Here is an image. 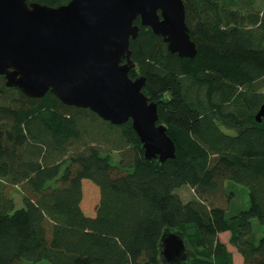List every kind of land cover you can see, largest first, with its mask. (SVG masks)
<instances>
[{
  "label": "trees",
  "instance_id": "16d2710c",
  "mask_svg": "<svg viewBox=\"0 0 264 264\" xmlns=\"http://www.w3.org/2000/svg\"><path fill=\"white\" fill-rule=\"evenodd\" d=\"M182 3L192 59L171 53L139 19L129 46V78H144L175 158L144 159L130 121L113 126L50 91L31 98L0 76V264H167L164 233L186 245L179 264H234L229 245L243 264H264V119L254 120L264 105V0ZM85 180L98 188L94 216L82 210ZM226 180L249 197L247 210L227 218L218 202ZM182 186L193 199L174 192Z\"/></svg>",
  "mask_w": 264,
  "mask_h": 264
},
{
  "label": "water",
  "instance_id": "95a60500",
  "mask_svg": "<svg viewBox=\"0 0 264 264\" xmlns=\"http://www.w3.org/2000/svg\"><path fill=\"white\" fill-rule=\"evenodd\" d=\"M30 0H0V76L31 98L50 91L67 106L87 109L111 125L130 121L144 159L175 158L173 141L158 124L157 106L142 93L144 78H129L130 41L151 29L167 49L192 59L197 50L182 0H70L51 8ZM254 120L264 119V105ZM167 264L186 260L181 238L164 233Z\"/></svg>",
  "mask_w": 264,
  "mask_h": 264
},
{
  "label": "rangeland",
  "instance_id": "374dc122",
  "mask_svg": "<svg viewBox=\"0 0 264 264\" xmlns=\"http://www.w3.org/2000/svg\"><path fill=\"white\" fill-rule=\"evenodd\" d=\"M225 133H228L230 135H233L234 133L225 130H223ZM113 160L117 161L118 156L117 153L112 154ZM82 194H83V203H82V210L84 215L86 216H94V207L98 196V188L95 187L92 183L85 180L82 181ZM224 193L222 197L218 200L220 205H222L225 209V217H231L235 214H237L241 210H247L249 206V197H248V189L238 183H234L232 181H225L224 182ZM90 188L92 190H90ZM87 189V190H86ZM89 189V190H88ZM95 191V192H94ZM181 200L183 201H189L194 198L195 192L194 190L190 189L187 186H182L179 189H176L174 191ZM97 193V194H96ZM231 194L232 196L230 197ZM11 197H13L14 201V208L15 209H21L23 207V200L21 197V193L18 190L13 189L11 191ZM97 205V204H96ZM84 208V209H83ZM252 227L257 233V236L260 237L262 234V227L259 225V223L256 220H252ZM228 237L229 233H223L219 235V239L221 242H224L226 245L228 243ZM228 250L233 253V263L234 264H243L241 256L235 252V250L232 248L231 245L228 246ZM22 264H50L48 261H40V262H30L25 259L22 260Z\"/></svg>",
  "mask_w": 264,
  "mask_h": 264
}]
</instances>
